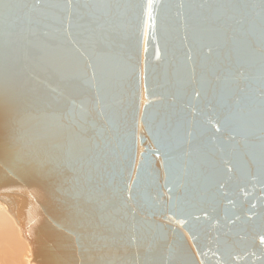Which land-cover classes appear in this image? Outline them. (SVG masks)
<instances>
[{
	"label": "water",
	"instance_id": "obj_1",
	"mask_svg": "<svg viewBox=\"0 0 264 264\" xmlns=\"http://www.w3.org/2000/svg\"><path fill=\"white\" fill-rule=\"evenodd\" d=\"M0 205L31 264H264V0H0Z\"/></svg>",
	"mask_w": 264,
	"mask_h": 264
},
{
	"label": "rangeland",
	"instance_id": "obj_2",
	"mask_svg": "<svg viewBox=\"0 0 264 264\" xmlns=\"http://www.w3.org/2000/svg\"><path fill=\"white\" fill-rule=\"evenodd\" d=\"M2 217L3 218L5 217V219L8 221L9 224L10 222L12 223L10 225V228L8 224L6 223H4L3 228H1L0 226V264H17V263L18 264H31L30 263V260H31L30 246L22 238V236H20L21 234L20 228L15 223L14 219L5 211V209L0 207V221H2L1 219ZM7 217L9 220L7 219ZM6 226H8L7 230L4 229ZM13 232L15 233V235ZM10 235H12V238ZM18 243H19V246H18Z\"/></svg>",
	"mask_w": 264,
	"mask_h": 264
},
{
	"label": "bare ground",
	"instance_id": "obj_3",
	"mask_svg": "<svg viewBox=\"0 0 264 264\" xmlns=\"http://www.w3.org/2000/svg\"><path fill=\"white\" fill-rule=\"evenodd\" d=\"M0 207H2L3 209H5L3 206H1L0 205ZM5 211L14 219V217L8 212V210H6L5 209ZM3 213V212H2ZM3 216V215H2ZM2 219V221H0V226H1V228H3V225H4V223H6V224H8V226H9V228H10V225H11V223L12 222H10V224L8 223V221L5 219V217L3 218H1ZM7 219H8V217H7ZM9 220V219H8ZM14 221H15V219H14ZM15 223H16V221H15ZM13 225V224H12ZM8 226H6L4 229H6L7 230V228H8ZM13 227V226H12ZM16 229V228H15ZM11 231H13V230H11ZM7 232V231H6ZM16 232V231H15ZM14 233V232H13ZM18 233V232H17ZM20 233H21V231H20ZM14 235H15V233H14ZM9 236V235H8ZM11 236V238H12V235H10ZM20 236H22L21 234H20ZM17 239V238H16ZM15 243V242H14ZM21 244V243H20ZM18 246H19V243H18ZM16 247H17V245H16ZM22 247H23V245H22ZM21 249V248H20ZM17 250V249H16ZM32 257V256H31ZM31 263V262H30ZM18 264V263H17Z\"/></svg>",
	"mask_w": 264,
	"mask_h": 264
}]
</instances>
